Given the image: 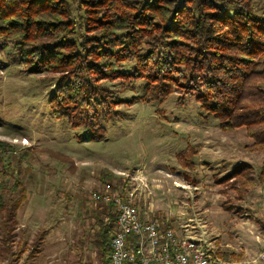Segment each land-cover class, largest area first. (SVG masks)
Returning a JSON list of instances; mask_svg holds the SVG:
<instances>
[{
  "label": "rangeland",
  "instance_id": "374dc122",
  "mask_svg": "<svg viewBox=\"0 0 264 264\" xmlns=\"http://www.w3.org/2000/svg\"><path fill=\"white\" fill-rule=\"evenodd\" d=\"M253 7L264 16V0ZM1 45L0 141L8 144L0 158V203L20 181L27 204L18 210L11 246L2 238L0 208V264H103L95 211L106 204L92 192L106 189L132 191L143 218L205 236L221 264H264V150L250 147L245 127L222 130L214 113L177 89L143 99L145 79L130 74L132 62L116 61L125 74L100 83L121 99L115 108L123 113L105 124L102 138L89 139L83 126L51 112L59 75L29 72L15 40ZM240 164L243 170L231 175Z\"/></svg>",
  "mask_w": 264,
  "mask_h": 264
},
{
  "label": "trees",
  "instance_id": "16d2710c",
  "mask_svg": "<svg viewBox=\"0 0 264 264\" xmlns=\"http://www.w3.org/2000/svg\"><path fill=\"white\" fill-rule=\"evenodd\" d=\"M8 40H15L29 72L59 75L51 112L83 126L89 139L102 138L105 124L123 113L115 108L121 99L100 82L124 75L116 61H129L130 74L146 81L143 99L186 92L219 118L222 130L243 126L254 139L250 147L264 150V66L257 68L264 62V16L253 0H0V51ZM7 144L0 141V148ZM10 190L9 200L0 203L2 238L9 246L18 210L27 204L20 181ZM112 206L95 211L103 264L117 219ZM43 236L35 239L29 257L37 254Z\"/></svg>",
  "mask_w": 264,
  "mask_h": 264
},
{
  "label": "built area",
  "instance_id": "2783aa9c",
  "mask_svg": "<svg viewBox=\"0 0 264 264\" xmlns=\"http://www.w3.org/2000/svg\"><path fill=\"white\" fill-rule=\"evenodd\" d=\"M3 153L0 148V158ZM92 199L112 204L117 214L107 264H221L205 236L180 233L160 220L143 218L132 191H94Z\"/></svg>",
  "mask_w": 264,
  "mask_h": 264
}]
</instances>
